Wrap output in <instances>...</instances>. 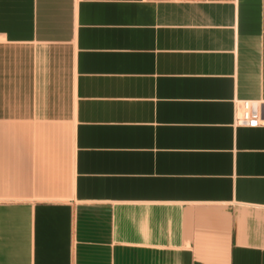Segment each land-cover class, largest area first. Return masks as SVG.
<instances>
[{"label":"crops","instance_id":"obj_1","mask_svg":"<svg viewBox=\"0 0 264 264\" xmlns=\"http://www.w3.org/2000/svg\"><path fill=\"white\" fill-rule=\"evenodd\" d=\"M264 0H0V264H264Z\"/></svg>","mask_w":264,"mask_h":264},{"label":"built area","instance_id":"obj_2","mask_svg":"<svg viewBox=\"0 0 264 264\" xmlns=\"http://www.w3.org/2000/svg\"><path fill=\"white\" fill-rule=\"evenodd\" d=\"M236 124L245 127L264 126V108L260 102L243 101L236 110Z\"/></svg>","mask_w":264,"mask_h":264}]
</instances>
